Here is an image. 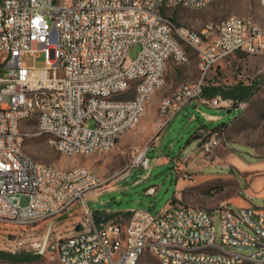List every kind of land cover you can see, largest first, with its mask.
<instances>
[{"label":"built area","instance_id":"built-area-1","mask_svg":"<svg viewBox=\"0 0 264 264\" xmlns=\"http://www.w3.org/2000/svg\"><path fill=\"white\" fill-rule=\"evenodd\" d=\"M203 3L210 0H0L1 223L25 230L77 206L81 218L74 233L55 246L59 264H139L138 252L161 264H241V259L264 264V207L224 203L206 210L170 200L156 215L135 210L127 223H115L90 209L87 194L99 184L95 172L85 167L56 172L55 165L32 160L18 145V138L30 136L16 129L20 114L41 109L37 134L47 136L59 152L89 156L110 150L116 132L134 125L138 97L164 82V57L189 61L182 59L184 45L201 57L200 81L181 84L159 132L188 106L197 111L204 104L229 107L232 100L205 98V79L234 54L264 55V28L253 19L231 16L199 32L183 31L165 13ZM171 36H179V44H171ZM136 45L140 51L130 60ZM39 54L44 55L41 68L36 66ZM127 76H141V83L126 85ZM41 86L55 87L56 104L29 103L31 87ZM89 91L131 97L95 101ZM200 130L205 134L200 148L209 153L221 133ZM136 150L131 167L150 170L154 158ZM185 177L193 180L194 175L186 171ZM146 192L154 194L156 188ZM25 213H34V220H25ZM48 242L49 234L31 245L43 253Z\"/></svg>","mask_w":264,"mask_h":264},{"label":"rangeland","instance_id":"rangeland-1","mask_svg":"<svg viewBox=\"0 0 264 264\" xmlns=\"http://www.w3.org/2000/svg\"><path fill=\"white\" fill-rule=\"evenodd\" d=\"M175 25L190 30L201 31L208 24L217 26L231 16L250 17L264 28L263 0H213L202 8L177 7L165 10ZM189 61L178 65H168L165 75V86L156 91L147 101L140 122L133 129L119 138L113 148L97 151L92 155H67L57 151L48 137L37 134L36 120L28 122L25 129L30 136L25 142L24 152L32 159L63 169L84 166L95 172L99 178L98 186L93 190L106 191L96 201L89 203L93 212H107L106 220L115 223H127L135 210H150L156 215L172 199L175 191L172 177L173 167L177 160H182L201 146V140H193V136L202 127L212 130L226 123L224 138L220 144L245 152L249 159V148L254 149L264 158V55L234 54L227 61L215 67L205 79L207 99L220 98L223 102L232 100L226 109H212L209 104L184 108L171 122L159 132V107L164 96L180 86L184 77H200L196 70L199 61L198 52L184 45ZM140 46L136 45L128 58L134 59ZM29 65L32 59H25ZM36 66L44 65V55L39 54ZM186 68L187 73L180 69ZM183 75V76H182ZM199 79V78H198ZM205 91V90H204ZM131 96H123L126 99ZM208 106V107H207ZM227 109H231L228 112ZM220 115L219 121H210L206 115ZM144 122V124H142ZM93 127L94 123L87 124ZM160 143V147H159ZM147 153L153 160L160 156L168 159V163L152 167L150 170L141 166L131 167V162L138 151ZM210 172L213 170H209ZM138 181V183H135ZM156 188V193L146 190ZM92 190V191H93ZM256 207H264V203L254 202ZM81 218V210L75 206L39 225L25 230L0 222V264H59L56 243L60 237L74 233L75 225ZM49 234L48 247L39 253L31 243L41 242ZM13 239L12 241L10 239ZM18 241H14V239ZM18 242H22L18 244ZM39 254L38 260L14 262L8 259L9 254ZM243 253H247L246 250ZM139 264H161L157 258L145 254Z\"/></svg>","mask_w":264,"mask_h":264},{"label":"crops","instance_id":"crops-1","mask_svg":"<svg viewBox=\"0 0 264 264\" xmlns=\"http://www.w3.org/2000/svg\"><path fill=\"white\" fill-rule=\"evenodd\" d=\"M199 63L198 61L195 67L197 71H200ZM169 64H171V69L175 62L170 61ZM180 71L182 74L187 73L186 68ZM183 78L186 81L183 83H193L199 77L197 78L195 74L194 76H183ZM206 117L214 122L221 119L220 115L215 114H208ZM224 133L225 131L221 133V140L224 138ZM229 143H219L209 153L198 147L193 153L187 154L184 159L177 160L172 171L175 191L171 200L176 204L206 210H212L224 203L233 207L256 206L255 201L264 203V158L260 157L254 149L249 148L250 158L247 159L245 152L232 148ZM168 161L165 157H154L153 167L167 164ZM186 171L193 173V180L185 177ZM105 192L98 189L90 191L87 194L88 202L96 201ZM95 214L101 219H106L108 213L98 211Z\"/></svg>","mask_w":264,"mask_h":264},{"label":"bare ground","instance_id":"bare-ground-1","mask_svg":"<svg viewBox=\"0 0 264 264\" xmlns=\"http://www.w3.org/2000/svg\"><path fill=\"white\" fill-rule=\"evenodd\" d=\"M211 1L213 0H210V2ZM207 4L208 3H203L202 7ZM234 17L235 19L250 18V17H237V16H234ZM256 26L260 27L257 23H256ZM181 28L183 29V31L199 32L195 30L186 29L183 27ZM171 44H179V36H171ZM182 59H189V55L186 49H182ZM170 61H171V57H164V82L156 84L155 88H152L151 93H146L145 96L138 97V109L136 110V113L134 114V125H130L129 128H125L123 130H120L119 132H116V141L114 144H110V149L115 146V144L117 143L120 137H122L124 134H126L128 131H130L131 129H133L135 126L139 124L140 119L144 113V109H145V105L147 101L156 91L162 89L165 86V75H166ZM175 62L184 63V60H175ZM199 62H200L199 65L201 66L200 56H199ZM199 81H200V77L197 81L193 83H188V85H196V83H199ZM133 83H141V76H127L126 77V85H133ZM180 90H181V85L178 86L176 89H174L171 93L163 97L160 107H159V112H158L159 114L158 125L160 128H161L162 121L168 118V108L167 107L171 106L173 95L179 94ZM89 98H95V101H102L105 99V101H108V102H116L117 100L121 99V92L105 94V92L89 91ZM38 100H47L49 104H56L57 94H56L55 87L54 86L31 87L29 103H36L38 102ZM41 117H43V110L41 109H34L33 114L21 113L20 120L16 121V129L20 131L21 135H28L29 132L25 129V125L29 124L28 122L32 121V119L34 120V118L36 121H40ZM26 140L27 138H18V145L22 152H24ZM51 145L57 151H59V148L56 145L54 144H51ZM142 152H144V150ZM62 153L67 154V155H88L87 153H72V152H62ZM83 169H84V166H76L72 168V171H83ZM85 169H89V168L85 167ZM56 172H65V169L56 167ZM25 220H34V213H25ZM145 254L147 253L138 252V259L141 260V258ZM202 264H220V263H210V261H203ZM241 264H259V263L249 262V259H241Z\"/></svg>","mask_w":264,"mask_h":264},{"label":"trees","instance_id":"trees-1","mask_svg":"<svg viewBox=\"0 0 264 264\" xmlns=\"http://www.w3.org/2000/svg\"><path fill=\"white\" fill-rule=\"evenodd\" d=\"M204 95L206 94V89L204 88ZM227 127L226 123L220 124L218 127L212 129L213 131H218L219 133H222L225 131ZM204 127L200 128L203 129ZM8 259L14 262H24L29 260H38L41 256L39 254H31V253H21V254H9L7 255Z\"/></svg>","mask_w":264,"mask_h":264},{"label":"water","instance_id":"water-1","mask_svg":"<svg viewBox=\"0 0 264 264\" xmlns=\"http://www.w3.org/2000/svg\"><path fill=\"white\" fill-rule=\"evenodd\" d=\"M230 111V110H229ZM204 132L202 130H199L194 136H193V140H201L204 137ZM77 230H81V226L77 227Z\"/></svg>","mask_w":264,"mask_h":264}]
</instances>
